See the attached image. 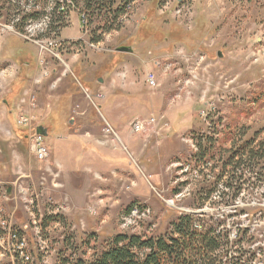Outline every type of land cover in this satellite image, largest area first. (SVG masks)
Wrapping results in <instances>:
<instances>
[{
    "label": "rangeland",
    "instance_id": "1",
    "mask_svg": "<svg viewBox=\"0 0 264 264\" xmlns=\"http://www.w3.org/2000/svg\"><path fill=\"white\" fill-rule=\"evenodd\" d=\"M152 2L129 3L113 30L104 34L103 20L97 17L101 14L86 11L83 0H60L65 14L58 10L56 17L51 15L55 0H0V60L8 62L1 68L10 65L16 73L23 69L12 56L19 50L28 54L30 48L21 45L27 41L37 56L34 67L24 68L29 86L42 72L37 66L52 72L35 88L32 113L35 133L39 126L48 131L47 161L31 152L28 129L20 128L28 134L23 141L6 110L0 111V209L14 213L21 229L28 224L22 191L28 197L39 193L50 264H90L119 235L168 236L182 215L207 221L236 238L237 243L219 252L222 264H263L264 209L235 207V199L243 191L264 187V0H164L157 13L154 5L150 8ZM182 6L185 9L177 15ZM179 29L191 34L190 45L162 40ZM146 30H151V37ZM97 38L99 43L94 42ZM53 39L62 42L58 58L41 54L39 47ZM119 47L133 52L118 56ZM199 54L207 57L200 65ZM154 59L174 68L165 73L151 64ZM150 70L156 73L154 89L146 83ZM192 71L195 78L185 86ZM180 89L182 96L172 99ZM151 118L156 123L151 124ZM136 121L145 129L132 134ZM107 125L120 142L105 136ZM171 125L172 156L155 173L159 179H153L127 141ZM154 134L160 141L169 135L165 130ZM80 142L129 157L123 161L126 174L110 175L117 183L107 187L115 190L108 210L99 197L103 192L97 191V183L103 181L95 172L89 175L96 184L84 179L82 171L92 161ZM241 199L257 202L259 197ZM138 205L150 207L151 218L137 228L122 229V215ZM244 211L262 214L246 224L241 219ZM31 222L25 232L27 250L39 258Z\"/></svg>",
    "mask_w": 264,
    "mask_h": 264
},
{
    "label": "trees",
    "instance_id": "2",
    "mask_svg": "<svg viewBox=\"0 0 264 264\" xmlns=\"http://www.w3.org/2000/svg\"><path fill=\"white\" fill-rule=\"evenodd\" d=\"M55 1L56 9L51 14L52 17L56 15L55 13L58 10L61 14H65V8L60 9V0ZM134 1L136 0H83V6L86 11L101 14L97 15V17L103 20V33L105 34L113 30V26L118 22L120 15L125 12L129 3ZM151 4L150 8L154 5L155 8L153 10L157 13L163 6L164 0H153ZM111 15H114L113 19H110ZM84 16L88 20L87 16ZM146 32L148 33L147 37H151L149 35L152 34L151 30H146ZM165 37L167 38L162 40L164 42H172L173 45L176 43H187L190 45L193 42L191 34L181 29L174 34L172 32V37L170 35H165ZM100 40V38H97L94 39V42L99 43ZM21 45L30 48L28 54L19 50L17 54L12 56L13 60L17 64L22 65V67H34L37 59L35 47L27 41L21 42ZM194 48L195 46L189 50H195ZM122 54L125 53H117L118 56ZM27 75H29L27 72H22V75H19L13 84L10 95L0 102V107L4 104L7 106L10 121L15 126L18 138L23 141H26L28 134L22 133L20 127H18L15 109L17 103L22 99L24 91L30 87V80ZM229 235L230 231L219 229L217 226L207 225V221H199L192 215H182L178 222L173 225V230L168 236L145 239L128 235L115 237L113 241L107 244L102 253L96 255L90 264H222V256L219 252L223 246L226 244L233 246L234 243H237ZM69 262L66 260L64 264H70ZM71 264L88 263L76 261Z\"/></svg>",
    "mask_w": 264,
    "mask_h": 264
},
{
    "label": "built area",
    "instance_id": "3",
    "mask_svg": "<svg viewBox=\"0 0 264 264\" xmlns=\"http://www.w3.org/2000/svg\"><path fill=\"white\" fill-rule=\"evenodd\" d=\"M63 9V8H61ZM185 9V6L178 7L175 11L177 15L182 14V10ZM83 26L87 25V19L84 16L83 17ZM56 33V32H55ZM39 45V43H38ZM41 48V54L50 53L51 55H54V57H59V49L62 47V42L58 40H52L48 44L39 45ZM183 58L186 59L187 62L191 61V56L187 57L186 55H183ZM207 60L206 55L199 54L198 58L196 59V62L198 65L204 63ZM42 62H39V64ZM154 67H157L161 70H164L165 73H169L170 70L172 71V68H174V64L172 63H164L163 61H160L159 59L152 60V63ZM39 67L42 68V72L39 75H35L31 82V86L24 91L23 97L20 100L19 104L17 105V113L19 115L17 116V125L21 128L28 129L30 132V142L31 145V152L34 154V156L40 160V161H47L49 158V150L44 143L45 138L43 136L37 135L33 129V107L35 106V88L38 87L44 80H47L49 77H51L52 72H50L47 68H43V66H37L36 69ZM191 79H188L185 81L184 85L188 86L191 84V82L194 80L195 75L194 71L190 72ZM4 78L3 75L0 74V92L4 90ZM146 83L149 88L154 89L158 86L157 79H156V73L152 70L148 71L146 74ZM183 89H180L179 93L180 95H175L172 99L180 98L182 95ZM189 95V93H187ZM186 96V94H185ZM22 108L25 109L26 112L22 111ZM24 112V113H22ZM151 124L156 123V119L151 118L150 120ZM145 129L144 124L142 122L136 121L131 126V133L132 134H139L143 132ZM103 132L105 133L106 137H112V141H118L120 142V139L118 135L115 133V130L112 129L110 125H107L105 129H103ZM207 166H211L210 163L207 164ZM239 191V190H237ZM25 195L24 202H25V208L26 213L28 215V224L27 226L24 225L21 229L18 227V223L15 222L14 213L8 214L5 212V210L0 209V264H50L48 256L46 255L47 252L44 248L46 246V240L43 238L42 233V227L43 223L46 219V215L43 214L42 210L40 209L39 200L40 195L39 193H34L30 197H28L26 191H22ZM251 194L258 196V201H252L244 203L242 202L241 198H246L247 196H251ZM236 205L235 207H246L250 209H264V187H259L255 189H251V191L246 192L243 191L240 198H236ZM244 208V210H247ZM63 211L66 209L61 208ZM60 209V210H61ZM256 211V210H255ZM261 212H259L257 215H251L247 211H244V213L241 215V219L244 223L249 224L251 220H254L255 218L261 217ZM152 216V210L150 207H138L136 209H131V214H124L122 215L120 222H121V228L124 230L130 229V228H137L142 223L147 222ZM30 221H37V232H34V239L37 241L38 244H36V248L38 249V245L40 250L38 249L39 253L42 255L39 258H36L34 254H26L24 252V249L22 248V241L23 237H27L25 235V232L29 230V223ZM245 224V225H246ZM246 225L245 227H247ZM238 237V235H237ZM232 239V238H231ZM232 240H236L232 239ZM264 264V263H263Z\"/></svg>",
    "mask_w": 264,
    "mask_h": 264
},
{
    "label": "crops",
    "instance_id": "4",
    "mask_svg": "<svg viewBox=\"0 0 264 264\" xmlns=\"http://www.w3.org/2000/svg\"><path fill=\"white\" fill-rule=\"evenodd\" d=\"M4 48V47H3ZM4 52V51H3ZM8 62L6 60H0V72L4 73V90L3 95H0V102L7 98L11 91L12 86L16 82L19 72L26 73L25 67L19 72L16 73V68L13 66H6L1 68V65ZM27 68V67H26ZM28 73V72H27ZM9 77V78H8ZM12 78V79H11ZM20 102V101H19ZM18 105V104H17ZM17 105L15 109V113L17 112ZM5 109L7 112V117L9 118L8 108L4 104L0 107V111ZM17 119V118H16ZM167 131L168 134L172 132V125L168 128H159L158 130H147L145 133L134 140L127 141L128 149L136 155V157L143 162V168L145 171L152 177L153 179H159L155 173L160 170L161 165L164 160L170 158L172 156V135L171 133L165 137V140H158L156 138L155 132L161 133L162 131ZM81 149L84 152H87L89 159L92 161V164L85 166L86 168L82 171L85 175L84 179L92 185L91 181H95V178L92 175H89V172H95L97 174L98 179H101L103 183H97L99 188L97 191L99 193L103 192L102 195H99L101 202L103 203L104 209L108 210L111 208L114 203L112 201V193L115 191L114 189L109 190L107 187L110 185L109 183L116 184L117 179L110 178V175H122V173L128 172L123 161L126 158H129L126 154L119 151L118 153H114L108 150L100 149L99 147H88L84 142H80ZM79 156L82 154H78ZM124 165V166H123ZM167 163L165 164V166ZM86 171V172H85ZM107 177V178H105ZM106 182V183H105ZM93 184H96L95 182ZM87 186V183L85 184ZM91 194V193H90ZM96 196V193H93ZM92 196V195H91Z\"/></svg>",
    "mask_w": 264,
    "mask_h": 264
},
{
    "label": "water",
    "instance_id": "5",
    "mask_svg": "<svg viewBox=\"0 0 264 264\" xmlns=\"http://www.w3.org/2000/svg\"><path fill=\"white\" fill-rule=\"evenodd\" d=\"M116 52L118 53H125V54H131L133 52V50L129 47H119ZM218 57H222L221 53L218 54ZM36 134L43 136L44 138L47 136V129L43 130V127H38L36 129ZM11 188H8L7 190V194L10 195L11 194Z\"/></svg>",
    "mask_w": 264,
    "mask_h": 264
},
{
    "label": "bare ground",
    "instance_id": "6",
    "mask_svg": "<svg viewBox=\"0 0 264 264\" xmlns=\"http://www.w3.org/2000/svg\"><path fill=\"white\" fill-rule=\"evenodd\" d=\"M31 223L35 225L34 231L37 232V221H32ZM28 241L29 240L27 237H23L22 248L24 249V252H26V254H30V252L27 250Z\"/></svg>",
    "mask_w": 264,
    "mask_h": 264
},
{
    "label": "flooded vegetation",
    "instance_id": "7",
    "mask_svg": "<svg viewBox=\"0 0 264 264\" xmlns=\"http://www.w3.org/2000/svg\"><path fill=\"white\" fill-rule=\"evenodd\" d=\"M39 127H41V126H39ZM43 130H45V128L43 127ZM47 133H48V131H47Z\"/></svg>",
    "mask_w": 264,
    "mask_h": 264
}]
</instances>
